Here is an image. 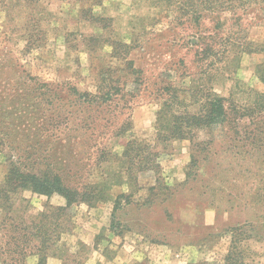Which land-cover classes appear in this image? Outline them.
I'll return each instance as SVG.
<instances>
[{
    "label": "rangeland",
    "instance_id": "rangeland-1",
    "mask_svg": "<svg viewBox=\"0 0 264 264\" xmlns=\"http://www.w3.org/2000/svg\"><path fill=\"white\" fill-rule=\"evenodd\" d=\"M249 18L227 20L216 53L201 58L194 35L215 32L213 22L190 24L177 0H0V192L12 157L84 194L65 212L56 193L22 188L0 199V252L11 246L1 228L10 219L38 235L8 264H264V201L254 194L264 150L242 139L264 124L255 106L264 20ZM35 79L61 101L35 95ZM97 85L120 92L100 106L69 104L68 87L95 94ZM213 94L228 123L168 137L171 115L200 114ZM131 140L145 149L129 166ZM146 151L156 152L151 162Z\"/></svg>",
    "mask_w": 264,
    "mask_h": 264
},
{
    "label": "trees",
    "instance_id": "trees-1",
    "mask_svg": "<svg viewBox=\"0 0 264 264\" xmlns=\"http://www.w3.org/2000/svg\"><path fill=\"white\" fill-rule=\"evenodd\" d=\"M165 1L169 3L170 0ZM177 2L178 7H180V9L182 10V14L185 15V20L190 24L194 26L199 25L200 20L204 16H206L213 22V26L216 30L215 32L206 34L205 28L203 30H200L198 28V33L194 35V38L197 40L196 42H198L195 44V46L197 47L195 52L201 58H207L210 55L216 53V51H214L215 49L213 47V43H215V38L217 37L218 32L222 30L227 20H232L231 24L237 25L239 27H241L243 16L248 15L250 17L249 19L253 21H255L256 19L264 20V0H177ZM220 39L224 41L223 38L220 37ZM225 45H227V43H225L224 46ZM103 75L106 76L107 74ZM261 79L264 82V75L261 77ZM68 88L70 89L71 94L73 96H76V100H74L73 104L69 103L72 106L91 104L100 106L109 103L114 95H117L120 92V89L117 86H111L108 90H105L102 85H97V91L95 94H91L89 92H78L74 87ZM36 91L40 94H46L48 95V97H52V99H58L56 94V87L48 86L47 84L38 82L35 79V95H40L39 93H36ZM46 92H48L49 94H47ZM255 99V106L259 109V111L262 110V108H264V92L258 93ZM60 101L61 97L57 100L56 104ZM47 102V105H50L52 103L51 98H48ZM168 106L169 102H165L162 107L163 109H166L168 108ZM56 107L58 110L62 108L59 104ZM234 111L235 113H237L235 109ZM69 115L70 114L67 111L63 119L67 121L70 118ZM171 119L172 125L169 128L168 137L184 138V136H189L190 138H192V131L194 129L221 125L223 126L224 124L228 123V113L223 104V98L213 94L211 98L206 101V107L202 113L171 115ZM49 120H57L58 124V121H60L61 118L60 116L51 113ZM232 127L233 129L231 130V133L234 135H238L240 133L238 122L234 121ZM257 127H254L255 131L247 132V130H244L245 136L243 138H240L249 139L248 144L251 145L253 149H256V151L264 150V124H261L260 129H257ZM126 130L127 128H122L118 132L122 133ZM160 136L163 137L162 135ZM140 144H136V142L133 140L128 141V143L126 144L125 156L128 159L129 166H131L135 162V159L140 158V151L142 150V148L145 149V145L142 146ZM146 154V159L151 162L152 157L156 155V152L146 151ZM8 160L7 174L4 186L9 188V190H2L0 192V199L5 200L11 193H16L19 189L22 188H29L32 192L45 196H51L52 194L56 193L62 195L66 202L64 207L57 208V211L59 212H65L73 203L77 202L78 200H84V194H80L78 190L69 189L68 187L63 185L59 175L51 173L49 174L47 172H43L41 174L33 173L27 171L18 159L9 157ZM151 188H153V186ZM254 194L262 197V200L264 201V187H261L259 191H255ZM125 196V198L127 199L128 196ZM116 204L117 203L115 201L114 209H116ZM42 215L44 216L43 213L41 214V216ZM10 221V223H7L5 225L1 224V228L6 229L7 232L10 231L7 243H10L13 248L11 246H7V251L0 252V257H2L1 264H8V262H17L19 257H22L26 254L22 251V249H20V245L24 244V242H28L29 239L35 238V240H37L38 237L35 231L29 233L26 230L27 228L25 226L22 227L21 224L17 222L15 223L14 220L10 219ZM42 241V239L39 240V243H41ZM36 250L40 251L41 249L40 247H36ZM5 253L7 254V256H4Z\"/></svg>",
    "mask_w": 264,
    "mask_h": 264
},
{
    "label": "crops",
    "instance_id": "crops-1",
    "mask_svg": "<svg viewBox=\"0 0 264 264\" xmlns=\"http://www.w3.org/2000/svg\"><path fill=\"white\" fill-rule=\"evenodd\" d=\"M126 246H127V250H128V257H129V260L131 261L132 260L131 258L134 257L133 254H135L137 252V247L135 245H130V243H128ZM116 255H118V251L117 252L115 251L113 256L116 257ZM100 257L102 259L103 258V255L98 254L97 260H99ZM47 263L48 264H60V261L57 260V259H55V258H53V257H48ZM122 263L123 262L121 261L120 264H122ZM179 263H182V262L179 261Z\"/></svg>",
    "mask_w": 264,
    "mask_h": 264
}]
</instances>
